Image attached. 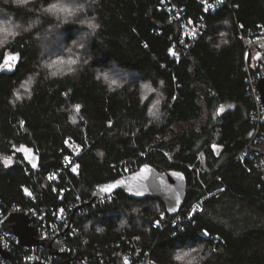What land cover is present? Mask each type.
<instances>
[{"label":"trees","instance_id":"1","mask_svg":"<svg viewBox=\"0 0 264 264\" xmlns=\"http://www.w3.org/2000/svg\"><path fill=\"white\" fill-rule=\"evenodd\" d=\"M60 1L31 0L28 11L0 0V26L12 33L0 31L1 208L35 198L56 212L90 203L99 186L143 165L179 171L187 188L178 221L159 200L116 193L71 217L54 264H111L116 252L136 248L156 264H264V124L251 143L248 83L262 49L244 42L264 31V0H223L213 13L204 6L215 0H172L185 19L204 20L193 42L181 40L166 0H78L70 4L84 10L67 22L45 11ZM92 17L95 33L80 23ZM52 40L61 41L57 51L45 52ZM55 59L77 62L57 70ZM147 85L158 101L144 97ZM68 138L82 150L77 159ZM23 153L38 157L36 169ZM12 156L5 167L2 158ZM53 174L59 181L48 185ZM194 200L200 211L189 214ZM22 251L14 248L12 264H24Z\"/></svg>","mask_w":264,"mask_h":264},{"label":"built area","instance_id":"2","mask_svg":"<svg viewBox=\"0 0 264 264\" xmlns=\"http://www.w3.org/2000/svg\"><path fill=\"white\" fill-rule=\"evenodd\" d=\"M172 0H166V4L164 5V9L169 8V14L172 19H178L181 24V40L182 41H196L202 34L205 29L204 20H201L197 23L193 22L190 19H185V17L176 9L175 6L172 5ZM224 4L223 0H215L212 3H208L204 6L206 12L213 13L218 10ZM246 45V50L249 51L255 46L264 50V31L261 32L260 35L254 37L253 39L244 40ZM264 76V66H260L259 70L254 73V75H249L248 83L250 86V90L253 95V99L255 101V111H254V121L257 126V130L252 137V142L255 143L258 139V131L261 124H264V106L260 101V96L257 90V82L260 78ZM78 106V105H77ZM77 108V107H76ZM80 109V106H79ZM250 143V144H251ZM66 147L71 153V159H77L82 154V150L79 145H77L71 138L66 139L65 141ZM70 157H66L64 159L65 163L68 165L71 163ZM65 165V168L68 167ZM62 171L60 170L59 173ZM48 185L52 183H58L59 178L57 174H53L48 179ZM52 192H56V188L52 187ZM114 195L109 197L102 198L97 202H111L114 199ZM60 200V199H59ZM33 206H28L25 208H17V209H4L1 208L0 205V223L2 218L9 212H17L23 213L29 220V225L33 227L36 231V237L38 239H56L58 243V251H63L64 241H63V233L68 228V231L72 230V218L79 210L83 209L84 206L80 202L74 203L68 206L66 209L58 208L56 212H52V209H47L46 206L43 207V204L37 205L36 199L32 198ZM201 200H194L186 207L189 214H193L194 212L200 211ZM49 211V212H48ZM181 211V210H180ZM70 212L73 214L70 215ZM180 212L173 219L172 223L178 221L181 217ZM191 216V215H190ZM72 217V218H71ZM0 244L2 248L6 251H9L10 254L14 251L15 247H20L22 251V260L24 264H54L55 254L48 255L43 249L38 247H21L18 244L17 239L3 230L0 229ZM140 249L119 251L115 253L114 261L111 264H125V261L128 264H156L152 261L147 255L140 256ZM85 261L79 264H85ZM110 264V262H108Z\"/></svg>","mask_w":264,"mask_h":264},{"label":"water","instance_id":"3","mask_svg":"<svg viewBox=\"0 0 264 264\" xmlns=\"http://www.w3.org/2000/svg\"><path fill=\"white\" fill-rule=\"evenodd\" d=\"M259 65L264 66V50L256 57ZM257 90L260 101L264 106V76L257 82ZM26 163L31 168L38 165V157H28L23 153ZM35 165V167H33ZM186 179L182 172L156 171L149 165H143L137 171L123 175L113 182L101 185L94 192L90 203L116 193H123L129 198L137 200L154 199L161 201L170 216H176L184 204L186 197ZM84 206H87L88 204ZM0 229L13 235L21 247H38L48 255L56 254L58 243L56 239H38L36 231L29 226V220L23 213L9 212L1 220ZM68 228L64 231L66 234ZM0 257L11 264V254L2 248L0 244Z\"/></svg>","mask_w":264,"mask_h":264},{"label":"rangeland","instance_id":"4","mask_svg":"<svg viewBox=\"0 0 264 264\" xmlns=\"http://www.w3.org/2000/svg\"><path fill=\"white\" fill-rule=\"evenodd\" d=\"M76 3V2H78V0H61L60 2H55V4H58V5H64V6H68V7H73L70 3ZM57 15H58V17H61V16H65L64 18H62L63 19V21H65V19H66V14H64V13H61V12H55ZM80 12H77L75 15H77V14H79ZM74 15V16H75ZM74 16H71V17H74ZM69 17H67V19H68ZM0 31L1 32H3V33H5V35L3 36V38L4 39H7L8 37H9V35L10 34H12L11 32H4V31H8V25H5L4 27H1L0 26ZM59 42H61L60 40H59ZM59 42L58 41H56V40H52V43L50 42L49 44H50V47L47 49V50H45V52H48V51H51V52H56L57 51V49H56V47L59 45ZM44 51V50H43ZM67 55H65L64 57H66ZM11 64V63H10ZM73 65L74 64H72V65H69L68 64V61H64L63 59H55V60H50V63H49V66H51L52 68H54V69H57V70H60V69H58V68H65V69H69V67H73ZM56 67H58V68H56ZM112 73H114V72H112ZM114 74H116V75H119V73H117V72H115ZM114 74H112V77H109V76H105V77H107V79H105V77H104V79L106 80V81H111L114 77H116ZM121 76V75H120ZM114 81V80H113ZM115 83H118V81L117 80H115ZM143 89H145V94H144V97L145 96H147V95H149L152 99H154L155 101H158V96H157V92H154L153 90H152V88L151 87H149L148 85H147V87H145V88H143ZM153 93H155V95L153 94ZM157 93V94H156ZM147 94V95H146ZM155 104V103H154ZM157 106V105H156ZM155 114H157L154 110H152V113H151V115L152 116H154V117H156L155 116ZM2 162H3V165L5 166V167H9V166H11L12 164H13V162H14V157L12 156V157H8V158H2ZM33 169H36V168H33ZM30 226V225H29ZM68 232V231H67ZM66 232V233H67ZM66 235V234H65Z\"/></svg>","mask_w":264,"mask_h":264},{"label":"snow or ice","instance_id":"5","mask_svg":"<svg viewBox=\"0 0 264 264\" xmlns=\"http://www.w3.org/2000/svg\"><path fill=\"white\" fill-rule=\"evenodd\" d=\"M5 2H8V0H5ZM11 3L13 5H15L16 7L25 8L31 4V0H11ZM27 10L32 11V8L27 7ZM83 10H84V6L82 4H80L77 7H68V6H64V5L52 4L51 7L45 9V11L49 12V13L61 12V13L66 14L65 22H67V17L74 16L77 12H83ZM94 21H95V17H92L91 19L85 18V19L81 20L80 23H81V25H84L87 28H89L92 33H95L96 29L99 28V25L96 24ZM39 22H40L39 20L35 21V23H39ZM33 26H34V24H31V23L28 24L27 28H25L24 31H28ZM15 27L19 28V27H21V25H15ZM83 46H84L83 44H80V47H83ZM69 51H71V50H69ZM16 58H17L16 56L12 57V59H16ZM76 62H77L76 60H69L68 64L72 65V64H75ZM71 70H72L71 67H69V71H71ZM105 79H107V77H105ZM17 99H20V97L17 96ZM76 107H77V111H78L79 106H76ZM33 167H35V165H33ZM73 171H75V168L73 169ZM204 235H208V233L205 232ZM185 255H190V254L185 253ZM125 264H128V262L125 261Z\"/></svg>","mask_w":264,"mask_h":264}]
</instances>
